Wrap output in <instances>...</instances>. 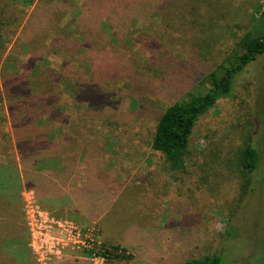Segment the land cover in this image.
<instances>
[{
	"label": "rangeland",
	"instance_id": "1",
	"mask_svg": "<svg viewBox=\"0 0 264 264\" xmlns=\"http://www.w3.org/2000/svg\"><path fill=\"white\" fill-rule=\"evenodd\" d=\"M171 2L174 27L156 0H0V264L264 261V180L244 193L234 159L259 140L264 159V59L196 122L182 169L151 148L162 111L261 33L264 0ZM23 94L39 121L9 117ZM34 126L51 144L22 158Z\"/></svg>",
	"mask_w": 264,
	"mask_h": 264
},
{
	"label": "trees",
	"instance_id": "2",
	"mask_svg": "<svg viewBox=\"0 0 264 264\" xmlns=\"http://www.w3.org/2000/svg\"><path fill=\"white\" fill-rule=\"evenodd\" d=\"M172 3L171 0H156V10L159 9L162 23L167 27H174L177 22L182 20V17H175V8ZM237 45L238 49L225 56L214 68L215 71L207 76L209 88L205 93H189L186 101L168 106L159 116L151 138V148L164 156L172 170L183 168V158L188 152L190 137L199 118L209 112L218 101L232 98L238 76L249 65L264 59V29L256 37H242ZM20 79L19 76L14 77L16 82H19ZM45 106L47 104H42L38 97L23 94L16 105L8 106L7 110L10 118L15 114H22L23 116L18 118L19 122H23L31 113H35L31 119L39 121L43 113L37 111ZM54 114L55 112L52 113V115ZM1 121L5 123L3 135L6 139H10L9 122H7V118L3 117ZM254 121L256 124V119ZM3 127L0 123V129ZM41 130L42 128L39 126L29 128L25 133L26 139L21 138L17 142V150L22 158L26 153L23 148L32 153L40 144L49 147L51 142L48 141L45 134H41ZM8 144L10 143L8 142ZM234 159L237 171L243 179L244 193L248 188L253 191L254 186L261 184L260 182L264 180V159L260 140L253 144L247 143L237 149ZM184 264H222V262L220 255L213 254L202 259H189ZM252 264H264V261L256 262L255 260Z\"/></svg>",
	"mask_w": 264,
	"mask_h": 264
},
{
	"label": "crops",
	"instance_id": "3",
	"mask_svg": "<svg viewBox=\"0 0 264 264\" xmlns=\"http://www.w3.org/2000/svg\"><path fill=\"white\" fill-rule=\"evenodd\" d=\"M9 135H10V137H11V135L14 136L11 129H9ZM65 202H66L65 205L61 206L62 209L64 210V213H63L64 216H67L70 218H73V214L78 216V203H77V201L75 202L73 200L72 196H69V198H67L65 200ZM76 264H90V262H88L87 260H80V261L76 262Z\"/></svg>",
	"mask_w": 264,
	"mask_h": 264
},
{
	"label": "built area",
	"instance_id": "4",
	"mask_svg": "<svg viewBox=\"0 0 264 264\" xmlns=\"http://www.w3.org/2000/svg\"><path fill=\"white\" fill-rule=\"evenodd\" d=\"M86 249H91V248H86Z\"/></svg>",
	"mask_w": 264,
	"mask_h": 264
}]
</instances>
